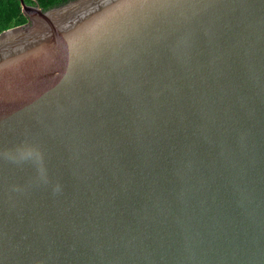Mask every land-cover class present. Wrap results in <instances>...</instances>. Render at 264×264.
<instances>
[{
  "label": "water",
  "instance_id": "water-1",
  "mask_svg": "<svg viewBox=\"0 0 264 264\" xmlns=\"http://www.w3.org/2000/svg\"><path fill=\"white\" fill-rule=\"evenodd\" d=\"M21 3L0 264H264V0Z\"/></svg>",
  "mask_w": 264,
  "mask_h": 264
},
{
  "label": "trees",
  "instance_id": "trees-1",
  "mask_svg": "<svg viewBox=\"0 0 264 264\" xmlns=\"http://www.w3.org/2000/svg\"><path fill=\"white\" fill-rule=\"evenodd\" d=\"M71 0H25L27 4L37 5L43 10L61 6ZM28 22L22 10L21 0H0V33Z\"/></svg>",
  "mask_w": 264,
  "mask_h": 264
}]
</instances>
